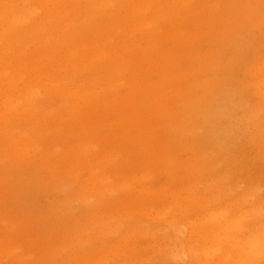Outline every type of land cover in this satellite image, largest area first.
Listing matches in <instances>:
<instances>
[{"label":"rangeland","instance_id":"1","mask_svg":"<svg viewBox=\"0 0 264 264\" xmlns=\"http://www.w3.org/2000/svg\"><path fill=\"white\" fill-rule=\"evenodd\" d=\"M172 5L175 17L152 45L164 55L166 80L164 103L156 100L151 110L107 96L119 110L77 119L53 108L60 94L0 64V72L9 68L17 83L34 89L40 107L38 116L7 125L0 105V264H229L216 247L234 260L264 264V250L256 258L236 244L264 239V228L250 230L264 224V96L255 83L264 82V0ZM50 32L12 39L0 33V58H88L91 68L99 62L90 58H107L112 45L88 33ZM76 65L75 87L80 80L87 85L81 90L90 88V77L97 86L104 80L101 66L84 73L83 63ZM16 96L30 101L27 93ZM209 107L230 112L231 122L221 119L223 134L209 133ZM214 230L224 238H214Z\"/></svg>","mask_w":264,"mask_h":264},{"label":"bare ground","instance_id":"2","mask_svg":"<svg viewBox=\"0 0 264 264\" xmlns=\"http://www.w3.org/2000/svg\"><path fill=\"white\" fill-rule=\"evenodd\" d=\"M27 13H30L29 16L26 15ZM172 17H175L172 0H0V33L9 39L17 37L16 35L33 37L39 33L52 31L49 33L51 34L64 29L75 34L88 33L93 38H97L99 42L103 39H112V45L106 53L107 58H90L91 61L99 62L91 68L86 66L88 58H70V62L67 60L60 62L54 58H43L40 54L22 55L23 57L18 55V58H14V56L12 58H0V64L3 63L10 68L17 69V72H22L21 74L25 70L30 76V84L45 88L48 94L52 92L60 94V101L54 103L53 108L67 110L77 119H81L82 114L89 116L90 112L100 114L119 110V106L107 102L108 98H105L107 96H110L113 101L125 102L129 108L137 107L141 111L151 110V106L155 104L156 100L164 103L163 85L166 80L162 66L160 67L159 63L164 60V55L156 54L152 45L153 42L156 43L155 39L159 36L158 34L168 27L167 24ZM225 28H228V26ZM56 33L55 35H58ZM139 44L145 46V52L138 49ZM78 63H83L82 71L84 73H88L89 69L95 72L101 66L99 74L104 72L102 76L104 80L99 86L96 82H93L95 78L90 77V83L88 84L90 88L86 87L81 90V87L87 85L80 82V80L77 84L78 87H75V82L72 79V69H75ZM127 64L131 66L132 74L129 81L125 82L124 79L130 73ZM262 65L264 66V62ZM8 70L9 68H5L0 72L1 76L6 77L5 80H0V105L2 104L9 112L8 118H5L6 124L12 125L15 118L26 115L30 117L38 116L40 107L33 98L34 89L28 91L25 86L17 83L15 73L12 77L8 75ZM110 70H114L113 77L109 76ZM62 71L65 73L63 74ZM93 75L95 74L93 73ZM155 77L158 78L154 80ZM255 83L261 87L259 92L264 96V82L256 79ZM125 84L128 85L126 92L114 95L112 90ZM75 88H78V90H75ZM79 91L83 92L82 96H77L76 93ZM22 93L28 94L29 102L18 101L16 95ZM38 93L40 94V90H36L35 94ZM6 97L11 98L12 101L5 100ZM223 110L220 113L216 111V108H208L205 119H207L210 134H223L222 118L228 119L229 122L232 121L230 112L226 108H223ZM143 115L148 116L144 112ZM0 117L2 118V115ZM5 135L11 138L15 137L14 131H8ZM219 144L225 145V137L219 141ZM210 221L214 222L215 218L211 217ZM222 225L225 227L226 232L230 231L227 224H221L220 226L222 227ZM257 228L258 226L252 227L250 230L253 231L252 233L257 234L260 229L264 228V224L259 229ZM240 232L242 233L243 230H240ZM213 234L216 239L224 238L215 230ZM262 236L264 237V235ZM236 244L239 249L247 248V253L249 252L253 256L254 254L256 256L261 255L264 250V239L261 240L259 236L253 237L248 247L240 245L239 240ZM217 250L216 247L215 253L220 259L225 258L229 264H248L246 257L239 255V258L234 260L233 253L225 256L220 249ZM178 256H180V251L174 254V257Z\"/></svg>","mask_w":264,"mask_h":264}]
</instances>
